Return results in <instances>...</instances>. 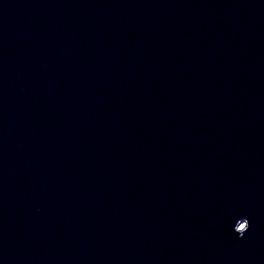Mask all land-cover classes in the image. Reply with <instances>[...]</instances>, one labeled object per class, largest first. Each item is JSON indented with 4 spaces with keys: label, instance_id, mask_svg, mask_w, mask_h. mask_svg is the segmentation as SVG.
<instances>
[{
    "label": "water",
    "instance_id": "water-1",
    "mask_svg": "<svg viewBox=\"0 0 264 264\" xmlns=\"http://www.w3.org/2000/svg\"><path fill=\"white\" fill-rule=\"evenodd\" d=\"M0 264H264V0H0Z\"/></svg>",
    "mask_w": 264,
    "mask_h": 264
}]
</instances>
